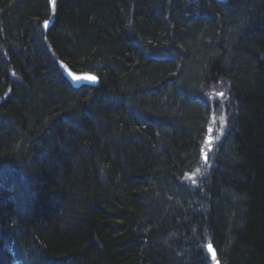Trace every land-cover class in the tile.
Wrapping results in <instances>:
<instances>
[{
	"label": "trees",
	"instance_id": "trees-1",
	"mask_svg": "<svg viewBox=\"0 0 264 264\" xmlns=\"http://www.w3.org/2000/svg\"><path fill=\"white\" fill-rule=\"evenodd\" d=\"M209 244L264 264V0H0V264Z\"/></svg>",
	"mask_w": 264,
	"mask_h": 264
},
{
	"label": "snow or ice",
	"instance_id": "snow-or-ice-1",
	"mask_svg": "<svg viewBox=\"0 0 264 264\" xmlns=\"http://www.w3.org/2000/svg\"><path fill=\"white\" fill-rule=\"evenodd\" d=\"M47 23L48 22L45 21V26H47ZM68 75L71 76L72 79L76 80V81H79L81 79L88 80V81H91V82H96L97 81V77L95 75H88V76L81 77V76H76V75L72 74L71 72H69ZM218 95L222 97L224 95V93H219ZM221 120H223V117L221 118ZM211 142L212 141H209V143H211ZM206 159H207V156H206ZM207 248H208V251L212 254V259L215 262V264H219V260L217 258V254L213 250V246L211 244H209V245H207Z\"/></svg>",
	"mask_w": 264,
	"mask_h": 264
},
{
	"label": "water",
	"instance_id": "water-1",
	"mask_svg": "<svg viewBox=\"0 0 264 264\" xmlns=\"http://www.w3.org/2000/svg\"><path fill=\"white\" fill-rule=\"evenodd\" d=\"M48 24V23H47ZM61 68L64 67V64H61L60 65ZM71 72L72 74L76 75V76H81V77H84V76H88V75H93V74H90V73H74L72 72L71 70L69 69H65L64 70V73L66 75V77L73 83V85L75 87H79L80 85L82 84H91V85H96L98 84V79L96 82H91V81H88V80H84V79H81L79 81H76V80H73L71 76L68 75V73Z\"/></svg>",
	"mask_w": 264,
	"mask_h": 264
},
{
	"label": "bare ground",
	"instance_id": "bare-ground-1",
	"mask_svg": "<svg viewBox=\"0 0 264 264\" xmlns=\"http://www.w3.org/2000/svg\"><path fill=\"white\" fill-rule=\"evenodd\" d=\"M85 73H87V72H85ZM69 80V79H68ZM69 82L73 85V83L69 80ZM82 85H85V84H82ZM82 85H80V86H82ZM74 86V85H73ZM75 87V86H74ZM208 249V248H207ZM209 252V251H208ZM210 253V252H209ZM211 254V253H210ZM211 259H212V254H211ZM213 260V259H212ZM213 264H215V262L213 263Z\"/></svg>",
	"mask_w": 264,
	"mask_h": 264
}]
</instances>
